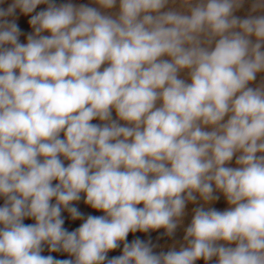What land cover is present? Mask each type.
<instances>
[{
    "label": "clouds",
    "instance_id": "1",
    "mask_svg": "<svg viewBox=\"0 0 264 264\" xmlns=\"http://www.w3.org/2000/svg\"><path fill=\"white\" fill-rule=\"evenodd\" d=\"M0 199V264H264V0H0Z\"/></svg>",
    "mask_w": 264,
    "mask_h": 264
},
{
    "label": "rangeland",
    "instance_id": "2",
    "mask_svg": "<svg viewBox=\"0 0 264 264\" xmlns=\"http://www.w3.org/2000/svg\"><path fill=\"white\" fill-rule=\"evenodd\" d=\"M76 2H80V3H83V2H87V0H76ZM7 5H5L6 7ZM42 7V6H41ZM20 23H21V27L24 28V30L27 32V31H30V28H27L26 26V21L24 20L23 17H21V20H20ZM21 40L24 41L25 40V37L22 36L21 37ZM93 123H99V121H93ZM67 163V162H66ZM3 201L2 199H0V205H2ZM81 209V211H83L85 214H88V213H92V214H96V215H100L102 213H97V212H93V210H91L90 208H88L87 206H85L82 202L78 205ZM217 207H219L221 210L226 206L224 205L222 202L217 204L216 205ZM67 214L65 213V216ZM26 223H32V221L30 220H27L25 221ZM188 222V220L186 219L185 220V224ZM78 223L79 222H73L71 224H68L66 222V226H69L70 228L71 227H75V226H78ZM162 231V230H161ZM136 235L140 236L142 239H147V235L146 234H141V233H137ZM182 235H183V231L182 229H178L177 231V235H176V239H180L182 238ZM160 236V233L159 232H153L151 234V238L153 240L154 243H159L160 245L162 246H165L163 250H167V247L166 245L170 244L171 243V240H169V238L167 237H162L160 238L159 240H157V237ZM134 237L130 234L129 236V239H133ZM160 249H157V251H159ZM50 253L47 252V250H45V252L43 253V255H49ZM119 254L118 252H115V253H111V255H117ZM51 255L55 256L56 258L58 259H64L66 258V256L64 254H60V253H51ZM199 264H202V262H199Z\"/></svg>",
    "mask_w": 264,
    "mask_h": 264
}]
</instances>
